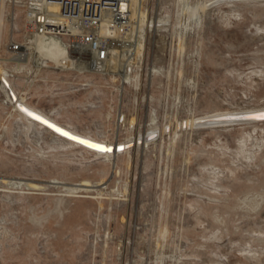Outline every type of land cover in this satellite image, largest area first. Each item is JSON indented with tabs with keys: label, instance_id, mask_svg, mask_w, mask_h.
Segmentation results:
<instances>
[{
	"label": "rangeland",
	"instance_id": "obj_1",
	"mask_svg": "<svg viewBox=\"0 0 264 264\" xmlns=\"http://www.w3.org/2000/svg\"><path fill=\"white\" fill-rule=\"evenodd\" d=\"M23 3L0 2V59ZM133 8L132 48L105 65H0V264H264V120L208 121L264 109V0Z\"/></svg>",
	"mask_w": 264,
	"mask_h": 264
},
{
	"label": "built area",
	"instance_id": "obj_2",
	"mask_svg": "<svg viewBox=\"0 0 264 264\" xmlns=\"http://www.w3.org/2000/svg\"><path fill=\"white\" fill-rule=\"evenodd\" d=\"M129 6L130 0H24L26 35L23 40L11 37L5 42L1 58L5 61L0 65L8 76L20 73L25 67L20 63L28 61L38 38L55 39L65 47L73 67L61 70L105 65L120 50L132 48Z\"/></svg>",
	"mask_w": 264,
	"mask_h": 264
},
{
	"label": "bare ground",
	"instance_id": "obj_3",
	"mask_svg": "<svg viewBox=\"0 0 264 264\" xmlns=\"http://www.w3.org/2000/svg\"><path fill=\"white\" fill-rule=\"evenodd\" d=\"M1 1L2 0H0V2ZM135 2H136V0H130V6H129V9H128V16H129L130 24L136 23L137 26H138L141 23L140 22V20H141L140 17H141V14L142 13L140 12L139 14H137V16H135V14H134V8H133ZM52 9L55 10V7L53 6ZM191 11L189 10V12L193 15L194 13L191 12ZM0 26H2V23L1 22H0ZM0 37H2V31H0ZM34 48H35V50L37 52V55H38L39 59L41 60L40 62H41V64L43 66H48V67L49 66H52V67H58V68H63V69L64 68H69L70 69V68L73 67V65H72V59H71V57L67 56V52H66L65 47L62 46L61 43H59L55 39L45 40V39L38 38V39H36L34 41ZM25 60H23L20 64H22L23 62H25ZM0 61H5V59H0ZM0 81H1V83L4 86L7 85V79L4 77V74H3V76L0 75ZM8 96H9L8 97L9 100L13 102V105L15 106V108L18 109L19 113H21L25 117H27L28 120L37 123L39 126H42V127L46 128V129L50 130L54 134H57L59 136H62L60 133L56 132L54 129L48 127V125L46 126V124H43L42 122L35 120L33 118V116H30L28 114L29 112H32V113H35L36 115L42 116L50 124H54L57 127L62 128L64 131L69 132L71 135H74V136L79 137L78 135L74 134L71 131L72 129L69 130L70 128L68 129V128L62 126L61 124L53 121L52 119L48 118L44 114H42V113H40V112H38V111H36L34 109H31L26 104L17 103L18 102V99L15 98L16 95L11 90H9ZM62 137H64L67 141H70V142H72L74 144H80V145H82L84 147H87L86 145H83V144L79 143L77 140H71L69 137H65V136H62ZM79 138L82 139L81 137H79ZM85 140H87V139H85ZM89 141H91V140H89ZM91 142L97 143V144H101L105 148H108V149H111L112 148V147H110L111 145L108 146V144H105L106 142L104 144L103 143H100V142L99 143L98 142H94V141H91ZM91 149H93L94 152L97 153V154H109V151H100V150L94 149V148H91Z\"/></svg>",
	"mask_w": 264,
	"mask_h": 264
},
{
	"label": "snow or ice",
	"instance_id": "obj_4",
	"mask_svg": "<svg viewBox=\"0 0 264 264\" xmlns=\"http://www.w3.org/2000/svg\"><path fill=\"white\" fill-rule=\"evenodd\" d=\"M30 116H33V118L37 121L42 122L43 124L48 125V127L54 129L56 132L60 133L62 136L69 137L72 140H77L79 143L86 145L89 148L98 149L100 151H110L111 149L105 148L101 144L93 143L89 140L80 139L77 136L71 135L69 132L64 131L62 128L57 127L54 124H50L47 120H45L42 116L36 115L35 113L29 112ZM259 118L264 119V114H262Z\"/></svg>",
	"mask_w": 264,
	"mask_h": 264
},
{
	"label": "water",
	"instance_id": "obj_5",
	"mask_svg": "<svg viewBox=\"0 0 264 264\" xmlns=\"http://www.w3.org/2000/svg\"><path fill=\"white\" fill-rule=\"evenodd\" d=\"M262 114H264V109L263 110L256 111V112H250V113L240 114V115L235 116V117H229V118H225V119H215V120L212 119V120H208V121L264 120V119L259 118Z\"/></svg>",
	"mask_w": 264,
	"mask_h": 264
},
{
	"label": "crops",
	"instance_id": "obj_6",
	"mask_svg": "<svg viewBox=\"0 0 264 264\" xmlns=\"http://www.w3.org/2000/svg\"><path fill=\"white\" fill-rule=\"evenodd\" d=\"M53 120V119H52ZM54 121V120H53ZM56 122V121H55Z\"/></svg>",
	"mask_w": 264,
	"mask_h": 264
}]
</instances>
